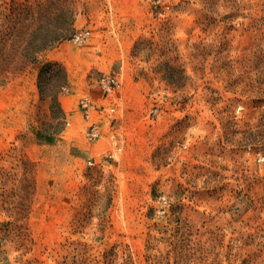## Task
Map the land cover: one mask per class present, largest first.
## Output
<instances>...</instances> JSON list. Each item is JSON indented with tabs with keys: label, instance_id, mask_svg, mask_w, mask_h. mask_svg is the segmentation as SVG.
<instances>
[{
	"label": "rangeland",
	"instance_id": "374dc122",
	"mask_svg": "<svg viewBox=\"0 0 264 264\" xmlns=\"http://www.w3.org/2000/svg\"><path fill=\"white\" fill-rule=\"evenodd\" d=\"M0 264H264V0H0Z\"/></svg>",
	"mask_w": 264,
	"mask_h": 264
},
{
	"label": "built area",
	"instance_id": "2783aa9c",
	"mask_svg": "<svg viewBox=\"0 0 264 264\" xmlns=\"http://www.w3.org/2000/svg\"><path fill=\"white\" fill-rule=\"evenodd\" d=\"M102 85L107 92H112L111 90L115 87L119 86L120 82L119 79L116 77H112L110 75H103L101 78ZM80 105L84 111V114L86 117H91L92 112L95 108L94 103L91 101L89 97L83 96L80 98ZM112 110H114V106L111 107ZM100 136V127L99 124L96 121H92L89 125V129L87 130V137L88 139H96ZM122 147L117 146L114 150L110 152V156H114L117 153H121ZM90 164H93L94 161L89 160Z\"/></svg>",
	"mask_w": 264,
	"mask_h": 264
},
{
	"label": "trees",
	"instance_id": "16d2710c",
	"mask_svg": "<svg viewBox=\"0 0 264 264\" xmlns=\"http://www.w3.org/2000/svg\"><path fill=\"white\" fill-rule=\"evenodd\" d=\"M57 38H58V37H57ZM54 39H56V37H54ZM47 42H48V41H47ZM47 42H46V41H43V43H41V46L39 47V49H37V51H38V50H41V49L44 48V47H46Z\"/></svg>",
	"mask_w": 264,
	"mask_h": 264
}]
</instances>
